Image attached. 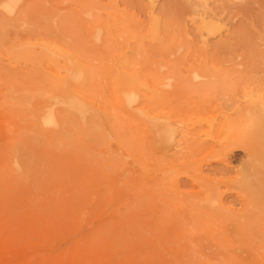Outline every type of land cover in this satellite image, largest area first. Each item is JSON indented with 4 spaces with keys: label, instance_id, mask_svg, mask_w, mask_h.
<instances>
[{
    "label": "rangeland",
    "instance_id": "374dc122",
    "mask_svg": "<svg viewBox=\"0 0 264 264\" xmlns=\"http://www.w3.org/2000/svg\"><path fill=\"white\" fill-rule=\"evenodd\" d=\"M0 264H264V0H0Z\"/></svg>",
    "mask_w": 264,
    "mask_h": 264
},
{
    "label": "bare ground",
    "instance_id": "6f19581e",
    "mask_svg": "<svg viewBox=\"0 0 264 264\" xmlns=\"http://www.w3.org/2000/svg\"><path fill=\"white\" fill-rule=\"evenodd\" d=\"M47 49V48H46ZM47 51V50H46ZM48 52V51H47ZM67 72V71H66ZM58 74V73H57ZM121 75V74H120ZM126 75V74H125ZM63 77V76H62ZM59 78V77H58ZM65 78V77H64ZM70 79H72V77H69ZM54 79V78H53ZM66 79H67V77H66ZM65 79V80H66ZM62 80H63V78H62ZM61 80V81H62ZM68 80V79H67ZM135 87V86H134ZM73 95V94H72ZM76 95H74V97H75ZM63 97V96H62ZM78 98V97H77ZM81 99V98H80ZM52 102H53V100H54V104H57V103H59V100H57V98L55 97L53 100L52 99H50ZM138 100V99H137ZM83 103H84V101H83ZM65 104V103H64ZM52 106V105H51ZM54 106V105H53ZM63 107V106H62ZM86 107V106H85ZM94 107V106H93ZM48 108V107H47ZM66 108V107H65ZM68 110H70L69 108H67ZM92 109V108H91ZM71 111V110H70ZM73 111V110H72ZM97 111V110H96ZM89 112H91V111H89ZM55 109L53 108V107H51L49 110H48V113H46V115H45V124L47 125V123H54L55 121H56V117H55ZM74 113H76L75 111H74ZM120 114V113H119ZM89 115V114H88ZM81 117V116H80ZM104 117V116H103ZM103 117H101V118H103ZM83 118V117H82ZM97 118V117H96ZM43 120V121H44ZM104 120H105V118H104ZM116 120V119H115ZM38 121V120H37ZM82 121H83V119H82ZM47 122V123H46ZM100 122V121H99ZM101 123V122H100ZM81 124V123H80ZM82 125H83V123H82ZM104 124H102V126H103ZM87 126V125H86ZM105 126V125H104ZM104 126H103V129H104ZM117 126H118V124H117ZM81 127V126H80ZM106 127V126H105ZM121 127V126H120ZM83 128V127H82ZM46 130V129H45ZM84 130V129H83ZM124 130V129H123ZM82 131V130H81ZM105 131V130H104ZM86 132H87V130H86ZM89 132H91V131H89ZM109 136V135H108ZM122 136V135H121ZM102 137V136H101ZM111 138V137H110ZM117 138V137H116ZM120 138V137H119ZM103 139V138H102ZM106 140V139H105ZM112 141V140H111ZM108 142V141H107ZM108 144H109V142H108ZM125 144V143H124ZM113 145H115L114 143H113ZM117 145V144H116ZM112 146V145H111ZM119 147V146H118ZM116 148V147H115ZM114 148V146H113V149H115ZM111 150V149H110ZM106 153V152H105ZM236 255V254H235Z\"/></svg>",
    "mask_w": 264,
    "mask_h": 264
}]
</instances>
